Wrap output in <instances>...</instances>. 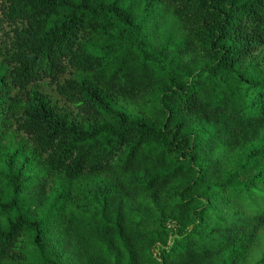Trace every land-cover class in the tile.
<instances>
[{
	"label": "clouds",
	"instance_id": "clouds-1",
	"mask_svg": "<svg viewBox=\"0 0 264 264\" xmlns=\"http://www.w3.org/2000/svg\"><path fill=\"white\" fill-rule=\"evenodd\" d=\"M245 15L264 39V0H0V264H264Z\"/></svg>",
	"mask_w": 264,
	"mask_h": 264
},
{
	"label": "trees",
	"instance_id": "trees-1",
	"mask_svg": "<svg viewBox=\"0 0 264 264\" xmlns=\"http://www.w3.org/2000/svg\"><path fill=\"white\" fill-rule=\"evenodd\" d=\"M43 2V0H42ZM53 3L56 2V0H52ZM61 3L67 4L69 7L72 6L73 0H60ZM250 8V6H249ZM249 17L247 15L245 16H237L235 18V21H229L226 26V31L232 32L234 34L235 39L241 40L243 42L244 51L246 53H251L253 51H256L257 48L260 47V45H264V39H260L259 34L256 33L254 30L249 33L246 30V21ZM17 19L23 22H28L29 25L31 24V19L29 16L25 13L23 8H20L19 12L17 13ZM8 20L11 21V23H15L16 21L12 19L11 17L8 18ZM7 21L0 16V30H2V35L4 37L8 36V31L4 30L7 27ZM13 32H15V29H12ZM3 41L0 40V43ZM8 89H9V83L5 82L2 77H0V98L8 96ZM11 99V97H9ZM7 115V109L5 102L0 99V116H6Z\"/></svg>",
	"mask_w": 264,
	"mask_h": 264
}]
</instances>
